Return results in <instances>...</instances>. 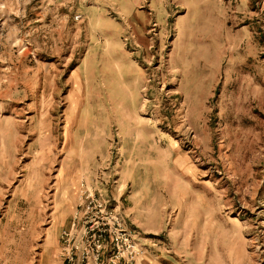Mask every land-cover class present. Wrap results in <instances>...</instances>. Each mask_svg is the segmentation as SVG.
<instances>
[{"label":"rangeland","instance_id":"1","mask_svg":"<svg viewBox=\"0 0 264 264\" xmlns=\"http://www.w3.org/2000/svg\"><path fill=\"white\" fill-rule=\"evenodd\" d=\"M0 264H264V0H0Z\"/></svg>","mask_w":264,"mask_h":264}]
</instances>
